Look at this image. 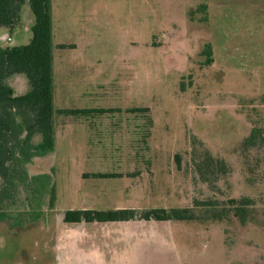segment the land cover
<instances>
[{
	"label": "rangeland",
	"instance_id": "obj_1",
	"mask_svg": "<svg viewBox=\"0 0 264 264\" xmlns=\"http://www.w3.org/2000/svg\"><path fill=\"white\" fill-rule=\"evenodd\" d=\"M105 20L83 74L106 82L74 104L113 109L73 129L57 159L21 162L27 180L2 208L0 264H264V0H113ZM21 24L13 46L31 37ZM241 199L244 224L231 204ZM195 202L213 205L195 210L209 220H62L66 210Z\"/></svg>",
	"mask_w": 264,
	"mask_h": 264
},
{
	"label": "trees",
	"instance_id": "obj_2",
	"mask_svg": "<svg viewBox=\"0 0 264 264\" xmlns=\"http://www.w3.org/2000/svg\"><path fill=\"white\" fill-rule=\"evenodd\" d=\"M26 4L34 19L29 43L22 46L0 47V178L3 180L0 184V222L6 218L2 210L3 205L14 199L17 184L25 183L27 180V175L20 166L21 162L29 163L34 157L46 156L54 149L51 1L0 0V27L11 28L19 23L22 8ZM202 56L206 57V65L213 62L209 44L205 45ZM13 75L25 76L28 85L25 94L15 95L7 84V79ZM146 111L147 108L135 110ZM60 113L77 115L87 112L65 110ZM255 134V130H252L244 144L255 145L257 138ZM35 138H40V141L36 143ZM207 155L205 161L207 165H211L213 160ZM218 163L216 166L222 167L220 160ZM54 201V190L51 188L50 209L53 208ZM194 204V209L66 210L62 220L66 224L128 222L135 219L155 222L209 220V217H198L195 210L199 206L213 205L206 202ZM231 204L235 205L232 208L235 216L244 224L246 207L250 201L232 200ZM213 217L220 218L218 214Z\"/></svg>",
	"mask_w": 264,
	"mask_h": 264
},
{
	"label": "crops",
	"instance_id": "obj_3",
	"mask_svg": "<svg viewBox=\"0 0 264 264\" xmlns=\"http://www.w3.org/2000/svg\"><path fill=\"white\" fill-rule=\"evenodd\" d=\"M51 1V17H52V78H53V117L52 125L54 132V149L44 157L57 159L58 146L62 140H67V136L71 134L75 128L85 127L86 119L95 117L94 112H102L101 114L110 112L113 107H83L79 105L80 100H86L94 96L89 91L96 90L98 82H106L97 80V77L89 74L85 77L83 70H86V64H89L90 56L89 51L94 48L95 42L93 30L97 25L102 29L105 18L108 15L109 6H112L113 0H50ZM24 7V6H23ZM29 7V6H28ZM23 9V8H22ZM24 13L25 21L23 22L22 16L19 23L11 28L0 27V47H8L12 45V30L15 26L24 24V31L28 32L34 23L32 13L29 9L21 12ZM106 13V14H105ZM101 14V20L98 17ZM21 24V25H22ZM95 33V32H94ZM32 37V33H31ZM29 37L25 40L31 39ZM10 38V42H7ZM22 40V37L20 38ZM29 43V42H28ZM27 43V44H28ZM26 44V45H27ZM22 46V45H21ZM63 46V47H61ZM97 62H100L98 60ZM102 76H106L101 72ZM100 73V74H101ZM23 75H13L7 79V84L13 89L15 95H23L28 91L26 78ZM103 78V77H102ZM11 82L8 83V80ZM13 82H19L23 87L21 92H17L13 86ZM96 94V93H95ZM116 109H121L120 107ZM140 108H134L138 110ZM143 109V108H142ZM65 110H77L87 113H79L77 115H62L64 118L62 122L58 121V112ZM98 116V115H97ZM94 119V118H93ZM36 139V138H35ZM40 140H36V143ZM56 157V158H55ZM41 158V157H34ZM46 158V159H47ZM49 160V159H47ZM44 171H40V173ZM45 175V174H43ZM82 210V209H80ZM86 210V209H83ZM112 210V209H111ZM119 210V209H114ZM115 223V222H114ZM89 224V223H88ZM106 249L100 250L98 256L106 257ZM83 253L85 250L82 251ZM76 252L74 257L86 259L85 253ZM114 256V252H111ZM82 256V257H81ZM91 255L89 254L88 257ZM123 256V255H120ZM85 257V258H83ZM90 261V258L88 259ZM97 264V262H95ZM101 264V262H100Z\"/></svg>",
	"mask_w": 264,
	"mask_h": 264
},
{
	"label": "built area",
	"instance_id": "obj_4",
	"mask_svg": "<svg viewBox=\"0 0 264 264\" xmlns=\"http://www.w3.org/2000/svg\"><path fill=\"white\" fill-rule=\"evenodd\" d=\"M7 41H10V39L8 38Z\"/></svg>",
	"mask_w": 264,
	"mask_h": 264
}]
</instances>
